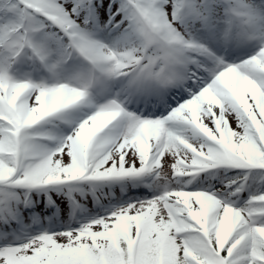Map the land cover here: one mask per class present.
<instances>
[{"label":"snow or ice","instance_id":"obj_1","mask_svg":"<svg viewBox=\"0 0 264 264\" xmlns=\"http://www.w3.org/2000/svg\"><path fill=\"white\" fill-rule=\"evenodd\" d=\"M98 6L0 0V219L12 218L9 188L127 179L149 191H110L102 214L19 243L0 230V264H264V192L240 206L242 189L224 179L229 168L264 169V10L246 0H105L101 26ZM197 26L207 44L193 38ZM105 30L120 33L112 46L97 38ZM249 41L258 50L240 63L218 54ZM25 59L51 82L20 77ZM170 97L167 116L128 108ZM78 108L87 111L69 135L38 143L34 126ZM221 166L224 175L211 173L219 187H192Z\"/></svg>","mask_w":264,"mask_h":264},{"label":"rangeland","instance_id":"obj_2","mask_svg":"<svg viewBox=\"0 0 264 264\" xmlns=\"http://www.w3.org/2000/svg\"><path fill=\"white\" fill-rule=\"evenodd\" d=\"M249 2L251 3L252 5L256 6L258 9L260 10H264V2L261 4H258L257 0H246V2ZM101 26L105 23L104 21H101V22H98ZM91 27V25H90ZM119 35L120 33L118 31H112V32H109L107 30L105 31H102V32H97V38H99L102 42L104 43H107L109 46H112L116 41L117 39L119 38ZM196 37L194 39H196L197 41L199 42H202V43H206L208 42V38H207V33L204 31V33L198 37L199 35H195ZM209 46H212V45H209ZM214 47V46H213ZM258 47H259V43L258 41H249L247 42L246 44L242 45V46H239L237 48L234 49L235 51V55L233 56H229V58L227 57L225 60L227 63H240L242 60L244 59H247L251 54H254V52L256 50H258ZM244 50H248L247 53H244ZM221 50L218 51V54H221L220 53ZM229 51H233V49H229ZM32 61L30 60H23L22 63L20 65H18V67L20 68V72H19V76L20 77H24V76H28L30 77L34 82L36 83H40L41 81H44V82H51L50 81V75L51 74H48V76H46V78L42 77V75H38L35 77V74L34 72H26L24 71L22 68H21V65H25L26 63H31ZM37 66L38 68H40L42 65L39 64V62L37 61ZM181 90V89H180ZM185 98H187V96H185ZM175 99H178V97H176ZM175 99H173V106L172 107H167V106H164V105H159V106H156V107H153V105L151 104L152 106V111H158V113H152L149 111V109L147 108L148 105H145L143 100L141 99V101L139 102L140 105H138L139 103H136L135 101L132 104L133 107H136V109H134L133 111H135L137 114H142L143 116H150L152 118H156V117H163V116H167L168 113L176 107V103H175ZM150 105V104H149ZM128 108H129V105H128ZM130 110V109H129ZM87 110H81V109H69L67 111V114L66 116H68L70 118V121L67 120V119H64V117L60 118V117H56V121L58 122V125L56 126H51L49 127V129L51 130V134H53L52 136L56 137L57 139L61 136H65V135H69L73 128L76 126V124L82 120L84 118V113L86 112ZM131 111V110H130ZM56 115V114H55ZM52 117V116H51ZM48 119V118H47ZM64 120V123H66L65 121H69L68 123L66 124H71V126H66L64 123L60 122V120ZM46 120L40 122L38 125L34 126V128L32 129V132H36L37 134H33L36 136V138H41L47 142H49V144H45L44 143H40L44 146H46L47 148H52L54 147L55 143H56V140H47L45 139L46 135H42L39 131V128L41 127H47V126H50L47 125L45 126L47 122H45ZM177 127H187L186 125H177ZM185 135H191L190 132L188 133H185ZM196 180V179H195ZM194 180V181H195ZM131 183H133L131 181ZM209 183H211V181H199V183L197 182L196 186L197 187H207L209 185ZM113 184H115V182H113ZM213 186H217L218 183H211ZM106 187V186H105ZM101 188L100 190L103 192V189L105 188ZM111 187V186H110ZM145 190H143L142 188H139L137 187V190H131V192L129 193H140V192H147L149 191L148 188L144 187ZM110 189L109 190H106V195L108 196L109 193H110ZM134 191V192H132ZM128 192V190L126 191ZM93 197H95V201H104L103 200V196L100 195L99 197H96L95 194L93 195ZM113 203H115V201L113 200ZM238 204H239V201H238ZM41 205H44V203H42ZM107 205V204H106ZM95 206V208H94ZM93 206V209L90 210L89 212H87V214H84L82 216V218H86L92 214H95V213H99L98 211H96V207H97V204ZM44 209H47L48 210V207L46 206V204L44 205ZM46 210V212H47ZM102 214V212H101ZM72 217H66L64 214H62L58 220H56L55 222H58V224L60 223H65V222H68ZM27 221H29V219H25V222H24V230L23 232L21 233H18L16 234L15 236H7V241H11L13 243H19L21 239H25L27 238L28 236H31V235H36L38 234L39 232L45 230V229H50L52 227L48 226L50 223L48 221V218L44 216L43 220H42V225L39 229H35L33 230L31 228V226H29L27 224ZM8 232V231H7ZM6 241L4 240V243ZM2 245V244H0Z\"/></svg>","mask_w":264,"mask_h":264},{"label":"trees","instance_id":"obj_3","mask_svg":"<svg viewBox=\"0 0 264 264\" xmlns=\"http://www.w3.org/2000/svg\"><path fill=\"white\" fill-rule=\"evenodd\" d=\"M258 177L259 175L258 174H255L253 173L250 177H249V184L252 188L256 187L257 185L260 184V182H258ZM263 181H264V178H263Z\"/></svg>","mask_w":264,"mask_h":264},{"label":"clouds","instance_id":"obj_4","mask_svg":"<svg viewBox=\"0 0 264 264\" xmlns=\"http://www.w3.org/2000/svg\"><path fill=\"white\" fill-rule=\"evenodd\" d=\"M5 7H7V5H5ZM68 85H66V84H60V85H58V87L60 88V89H63V88H65V87H67ZM60 94H62V93H60Z\"/></svg>","mask_w":264,"mask_h":264}]
</instances>
